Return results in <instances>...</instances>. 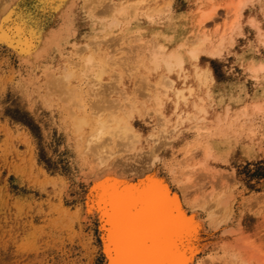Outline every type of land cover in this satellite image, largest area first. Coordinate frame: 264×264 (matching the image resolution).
Listing matches in <instances>:
<instances>
[{"label": "rangeland", "instance_id": "rangeland-1", "mask_svg": "<svg viewBox=\"0 0 264 264\" xmlns=\"http://www.w3.org/2000/svg\"><path fill=\"white\" fill-rule=\"evenodd\" d=\"M15 32L32 40L34 59L9 45ZM0 33V264H109L99 183L117 178L120 185L157 180L180 198L199 225L196 237L188 233L191 264H264V0H0ZM204 39L194 59L190 51ZM158 46L181 54L182 73L162 65L149 72ZM88 53L96 62L116 59L98 85L105 87L78 78L68 89L106 110L135 105L129 123L140 135L127 150L112 139L114 155L101 169L84 152L89 130L77 136L68 101L51 82L62 69L79 72ZM163 74L194 89L179 110L174 95L157 86ZM160 130L167 132L157 142Z\"/></svg>", "mask_w": 264, "mask_h": 264}, {"label": "bare ground", "instance_id": "bare-ground-1", "mask_svg": "<svg viewBox=\"0 0 264 264\" xmlns=\"http://www.w3.org/2000/svg\"><path fill=\"white\" fill-rule=\"evenodd\" d=\"M123 10L124 9H122V8L116 9V10L114 9V11H118L119 13H121ZM111 11H112V9H111ZM106 12H109V11L106 9L101 11V13H106ZM236 12H237V10H236ZM18 31H20V30H18ZM2 34H3V32H2ZM21 34H23V33L15 32V33H12V35L10 34L8 37L5 35H2V38L4 39L7 37L8 43L12 47V49L17 50L18 53H20L21 55H24L23 56L24 58L26 56V57H29V59L30 58L34 59V57H31V56L34 55L39 50L35 52L32 40L28 39L27 37H25ZM53 34H54V31H53ZM6 35H7V33H6ZM95 40H97V39H95ZM205 42H206L205 39L200 41L199 44L195 45V47L190 51V54L194 59L198 58V54H199L201 48H203L204 44H206ZM52 43H54V42H52ZM52 43H51V45H52ZM101 43L102 42H98V44H97V42L94 43L97 46L96 50H95L96 52L98 50L100 51L99 45H101ZM47 44H49V43L47 42ZM47 44L45 43V45H47ZM220 44H221V42H220ZM89 46L90 45H85V48L84 47H82V48H84L83 50L86 51L89 49ZM158 47L156 48L157 49L156 51L154 50L151 53V56H152L150 59L151 65H147L148 66L147 69L149 70V72L161 68V65H162V67L165 68V70L168 74H172V72H174V71H177L178 73H180V72L182 73L184 71V60H183V57L181 56V54L178 53L177 50L166 52V49L164 46H158ZM42 50H44V49H42ZM37 54H36V56H37ZM105 59H106V57H105ZM144 60H142V61H144ZM108 61H111V63L112 62L115 63L116 59L110 58L106 62H96L95 56L92 53H88L80 61L82 68H80L81 70L79 69L80 70L79 72H77L76 69L75 70L69 69V70H66L64 72V69H62L64 73L62 72V74H63V75L61 74L62 76H59L60 75L59 74L58 75L59 78L57 76H55V78L50 76L51 82L55 83L57 86H59L62 89L61 93L64 94L65 99H67V101H68V106H67L68 116H69V119L71 118L70 121L72 120V122H70L68 119L67 120L70 122V124H73L71 127L74 126V128L76 129L75 131L78 133L77 136L82 137L83 134L89 130L88 131L89 135L85 138V140H84L85 142L83 141L85 144V147H84L85 151L84 152L86 155H88V156L90 155L92 157L91 159L93 160V162L97 165V166L93 167L94 169H98V168L101 169L103 167H106L109 164V161L111 160L112 156L114 155L109 150V145L111 144L112 139L117 138L116 140H119V142L121 143V145L119 144L120 147L121 146L126 147V150L129 148L133 149L135 147V144L140 140V135L136 132L134 126L129 123L130 117H132L131 115L135 110V105H132L131 111L128 112V110L127 111L123 110L124 105H118V107H117V106L113 105L112 104L113 102H112L111 103L112 105L111 104L110 105L112 107H116V109H115L116 111L115 110H106L107 107H105L106 105H104V103H103V105H101V103H102L101 100L96 101L97 103L96 102L93 103L92 102L93 100H92L91 102L93 104L92 103L88 104L84 100L83 96L81 97L80 92H82V90L78 92L76 88L75 89L72 88L73 86L70 87L71 89L70 88L68 89V84L71 83V81L73 82V80L78 79V78L91 79V81L94 82L95 86L101 85L102 84L101 83L102 78L104 77V75H106V73H108V65H109ZM117 62H118V60H117ZM30 63H32V61H30ZM115 65H118V64L117 63L114 64L113 67H115ZM141 65L142 64L140 63V66ZM151 66H152V68H151ZM254 70L257 71V68H255ZM166 72H165V74H166ZM50 74H51V71H50ZM204 75L205 74H203V75L198 74L197 77H199V78H197V80L200 79V77L202 78V76H204ZM206 75L209 76V77H207L208 79L210 77L213 78L211 72L207 71ZM207 78H205V80ZM121 79H122V77H121V74L119 72L116 75V82L121 83V81H123ZM160 79L161 80L159 83H157V86L161 87L164 90L165 94H169V92H171L174 95L175 106H176L175 111L179 110V106L182 103H184V104L187 103L188 98L190 96H192V94L194 92V89L192 87L191 88H184V89L179 88L176 85L175 81H173L169 76H164V74H163L162 78H160ZM118 83H117V85H118ZM81 84H82V82H81ZM100 87H105V86H100ZM100 87L98 86L97 90L100 89ZM91 88H92V86H91ZM91 88L87 87L88 90H90ZM93 90H94V88H93ZM95 90L94 91L91 90V91L95 92ZM160 91H161V89H160ZM160 91H159V93H160ZM186 92L188 94H186ZM95 93H96L95 96L90 95V97L94 96V98H96L97 94H99V92H95ZM100 93H101V91H100ZM102 94H104V93H102ZM101 97L104 98V95H102ZM152 97H153V99L156 103V106H157V109H155L154 111H155V113L158 114V115L156 114L158 117L161 114L160 109H161L162 99L158 93ZM98 98H99V96H98ZM89 100H90V98H89ZM99 101L101 103L98 104ZM135 102H137V101H135ZM121 104H123V103H121ZM193 104H196V103H193ZM73 107H78L80 109L79 112L72 110ZM125 107H126V105H125ZM195 107L199 110V112H201V113L204 112L203 107H198L197 104L195 105ZM118 109H122V111H124V112L126 111L125 112L126 116L123 113H122L123 114L122 115L121 112L119 113ZM128 109H129V107H128ZM136 111H138V110H136ZM107 112H108V114H106ZM127 112H128V114H127ZM180 116H181L180 114H178V115L176 114L177 119L178 118L180 119L181 118ZM160 118L162 121V123H161L162 127L161 126L160 127L162 129H164L163 127H165V125L168 121H167V119L162 118V116H160ZM168 120H170V119H168ZM198 122H204V118L201 120L199 119ZM202 127H204V126H202ZM196 129H198L197 131H199L201 128L198 127ZM204 129H205V127L203 128V130ZM165 132H167V131H165V130L161 131V134H160L161 136L160 137L158 136L159 138L156 139L157 142L160 139H163L165 137V135H164ZM86 135H87V133H86ZM151 138L154 139V138H156V136L151 135ZM148 139H150V138H148ZM143 140L145 141V139H143ZM116 142H118V141H116ZM119 145H117V146H119ZM160 145H162V144H160ZM127 147H129V148H127ZM158 149H160V148H158ZM154 150L151 149L152 152ZM151 155L152 154H150V156ZM152 156H154V154ZM144 157H142V158H144ZM91 159H90V161H91ZM149 160H151L150 157L148 158V161ZM155 160H156V158H155ZM94 163H93V165H94ZM150 163H151V161H150ZM111 164L112 165H109V167L113 166L114 162ZM181 165H182V163H181ZM136 167H138V166H136ZM186 169H188V167ZM195 170L196 169L193 168L189 171H184V173H186L185 176L194 173ZM187 172H188V174H187ZM114 173H115V170H114ZM110 174H111V171L110 172L106 171L105 173H103L102 178L106 177V179L109 180L108 178H110V177H108V176ZM100 175H102V174H100ZM100 175L98 177H101ZM182 175H184V174H182ZM187 178H189V177H187ZM111 179H113V178H111ZM117 180H118V178H117ZM101 181L102 180H100V182ZM103 181H105V180H103ZM103 181L101 183H99V184H101L100 187H102L100 206L102 207L101 208L102 209V218H103L104 223H105V224H103L104 225L103 229H104V232L106 233L105 234L106 239L104 237V244L106 247V252L108 253V263L109 264H113V261H119V260H128V261H133V262H141V261L163 262V261L172 260V259L187 261L188 264L192 263V258H191V255L189 254V248H188V246H189L188 245L189 244V237H188L189 231L187 228V225L192 220L187 218L185 211L183 209V206H182L183 204L179 200L180 198L178 197L179 198L178 199L175 197L176 195L175 196L171 195V193H170L169 189L166 187V185L164 186L160 182L157 183V180H153V179L151 182H149L148 184H145V185L144 184L139 185V184H134V183L133 184L132 183H126L125 181L124 182L126 184H123L124 182L122 180L119 182H122L123 185H120L121 183L118 184L116 181L110 182L112 180L107 181V183H106L107 185H106ZM108 182H110V183L108 184ZM103 183L105 185H103ZM99 184H96V185L99 186ZM196 184H198V183H196ZM186 187H188V186H186ZM213 189H214V186L212 187L211 190L213 191ZM214 191H216V190L214 189ZM208 194L209 195H207V197H211L213 195V192L208 193ZM217 197L215 198L216 199L215 204L219 205V203H221L220 202L221 200H219V199H221V196H219L220 198L218 197L219 199ZM223 198H224V196H223ZM198 199H199V197H198ZM203 201H205V199ZM192 203L194 204V202H192ZM220 206H221V204H220ZM173 208H179L183 213V217L180 219H177L176 217H174L172 215ZM213 213H215V212H213ZM224 213H225V211H224ZM209 215H211V214H209ZM213 215H215V214H213ZM211 217H213V216H211ZM210 222H212V221H210ZM215 227H214V229H215ZM230 229H232V228H230ZM125 231H130L136 239L135 249L132 251H129L126 254L122 253L120 251V249H121V237ZM226 233H229V231ZM144 241L149 242L150 250H147V251L143 250V242ZM193 241H195V240H193ZM193 241L191 242V244L194 243Z\"/></svg>", "mask_w": 264, "mask_h": 264}, {"label": "snow or ice", "instance_id": "snow-or-ice-1", "mask_svg": "<svg viewBox=\"0 0 264 264\" xmlns=\"http://www.w3.org/2000/svg\"><path fill=\"white\" fill-rule=\"evenodd\" d=\"M159 183V181H157ZM172 215L176 217L177 219H180L183 217V213L179 208H173ZM188 231L190 235H195L196 232L199 229V225L195 224L194 218L193 220L187 225ZM136 247V239L134 235L130 231H125L122 234L121 237V249L120 251L122 253H128L129 251L134 250ZM143 250H150V244L147 241L143 242ZM113 264H188L187 261H181V260H167L163 262H153V261H141V262H133L128 260H119V261H113Z\"/></svg>", "mask_w": 264, "mask_h": 264}]
</instances>
